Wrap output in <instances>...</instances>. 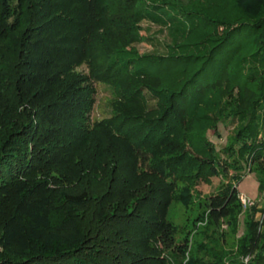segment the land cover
<instances>
[{
    "label": "trees",
    "instance_id": "1",
    "mask_svg": "<svg viewBox=\"0 0 264 264\" xmlns=\"http://www.w3.org/2000/svg\"><path fill=\"white\" fill-rule=\"evenodd\" d=\"M141 19L168 24L167 53L126 49ZM98 82L113 112L91 121ZM214 103L234 134L194 156ZM263 127L264 0H0V264H194L167 218L177 184L237 153L263 192ZM205 206L213 224L240 213L236 183ZM243 215L223 264H264V207Z\"/></svg>",
    "mask_w": 264,
    "mask_h": 264
},
{
    "label": "rangeland",
    "instance_id": "2",
    "mask_svg": "<svg viewBox=\"0 0 264 264\" xmlns=\"http://www.w3.org/2000/svg\"><path fill=\"white\" fill-rule=\"evenodd\" d=\"M138 26L137 40L126 45L128 51H135L139 55L165 54L168 52L167 46L173 40V36L171 37L169 33L168 24H157L148 19H141ZM74 71L87 74L88 67L83 63L76 66ZM94 87V103L90 113L91 121L110 117L113 112L114 94L111 85L98 82L94 83ZM149 103L153 104V100H149ZM216 108L217 103H214L212 108L206 109L208 112L214 110L209 117H197L193 123L188 149L194 156H208L211 152V146L219 150L218 152L221 151L220 154L223 155L222 148L226 144L227 135L230 137L234 134L232 131L235 123H219L215 129L212 128L210 116H213ZM200 112L205 113L201 110ZM260 136L261 138L264 137V127L261 128ZM236 155L237 153H234L228 157L227 165L218 174H208L204 168L206 174L198 171L177 184L174 192L175 197L168 208L167 218L176 228L177 241H181L183 238L188 239L190 253L196 257L194 264H223L230 257L236 256L240 247L241 233L245 230L243 212L254 204L261 208L264 207V191H260L258 187L256 174L251 170V161L238 159ZM190 161L194 163L195 160L191 159ZM235 183L239 196L242 195L243 199L246 200L244 203L239 198L240 213L224 218L218 224L210 223L204 213L206 210L205 198L220 191L226 185ZM202 213H204V219L199 220L198 218ZM59 218V213L52 214V219L57 220ZM255 219L261 223L262 213L260 211L256 213ZM187 258L186 252L182 261L183 264ZM248 258L249 255L242 256L245 264L248 263ZM168 260L170 264H177L178 262L173 257L168 258Z\"/></svg>",
    "mask_w": 264,
    "mask_h": 264
},
{
    "label": "built area",
    "instance_id": "3",
    "mask_svg": "<svg viewBox=\"0 0 264 264\" xmlns=\"http://www.w3.org/2000/svg\"><path fill=\"white\" fill-rule=\"evenodd\" d=\"M239 198H241L244 201V203H245L246 200H244L245 198L243 199L242 195H240Z\"/></svg>",
    "mask_w": 264,
    "mask_h": 264
}]
</instances>
